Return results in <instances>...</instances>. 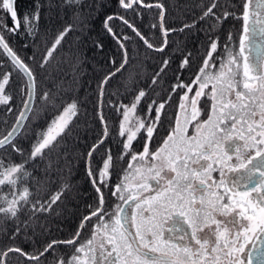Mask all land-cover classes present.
<instances>
[{"label":"snow or ice","instance_id":"1","mask_svg":"<svg viewBox=\"0 0 264 264\" xmlns=\"http://www.w3.org/2000/svg\"><path fill=\"white\" fill-rule=\"evenodd\" d=\"M16 3L0 0V112L15 120H0V194L7 183L11 195L0 199V232L11 241L3 256L18 253L25 264H46L49 257L51 264H253V251L245 252L251 246L256 264H264V0H193L194 18L181 15L177 25L169 24L164 0H117L119 11L102 20L118 47L95 83L94 117L101 135L79 157L72 154L83 160L95 197L66 239L45 238L32 251L23 245L36 238L33 222L50 232L40 217L59 215L74 187V165L60 149L83 126L80 113L88 98L68 93L82 86L81 45L104 0H63L75 8L71 22L62 20L44 32L39 0L35 12L23 17ZM141 9L149 11L158 42L128 18L142 15ZM230 19L234 23L222 40L219 32ZM194 31L205 34L196 53L177 40L174 54L165 55L173 34ZM21 32L33 41L27 56L11 44ZM70 37L74 47L66 52ZM139 42L146 46L143 53ZM91 45L103 50L98 40ZM141 56L156 62L147 78ZM65 58L75 63L72 80L62 88L53 68L59 74ZM13 77L19 81L18 97L6 88ZM138 108L133 120L129 114ZM112 114L120 117L115 133ZM42 119L44 128L31 140L33 124ZM113 134L119 138L115 152L103 151ZM54 153L55 178L50 164L39 180L34 171ZM8 223L14 226L10 233ZM62 248L71 255L56 256Z\"/></svg>","mask_w":264,"mask_h":264},{"label":"trees","instance_id":"2","mask_svg":"<svg viewBox=\"0 0 264 264\" xmlns=\"http://www.w3.org/2000/svg\"><path fill=\"white\" fill-rule=\"evenodd\" d=\"M164 2L168 5V14H169V24L177 25L182 23L181 15H183V19L192 20L194 18L193 13L197 10L192 7L193 0H164ZM41 5L40 10V20H39V29L41 32H44L48 29H55L62 20H68L71 22L73 14L75 12V8L66 7L63 3V0H39ZM35 4L36 0H17L16 8L18 12L23 15L28 14L32 15L35 12ZM83 11H87V8H83ZM119 11L117 0H104V7L99 10L98 16L91 21V29L88 35L83 39V44L81 47L83 48V60L80 65L82 69L79 79L81 81L82 86H74L73 92L68 93L69 97L73 94L79 96L81 99L87 97L88 102L82 105L83 111L80 113V123L83 125L79 130L76 131V134L73 138H69L67 140V148L62 147L60 152L63 154L65 151L69 153L67 156L68 160H71L73 167V176L72 183L74 185L73 190L68 194L67 204L61 205L59 209L60 214L57 215L53 213L51 216H42L40 217V225H47V228H50V232L42 227H37L36 222H33L32 227L36 228V238L35 240H27L23 245L29 251L34 250L37 246V243L43 241L45 238L48 240L51 239H66L71 232H73L77 226V223L80 218V214L84 211V206L87 203H91L95 197L94 191L89 183L86 174L83 160H77L73 158L72 154H75V157H79L81 152H84L96 139L101 135V125L98 122V119L94 117V105L96 103V92H95V83L99 76L98 73H102L107 66V58L109 56L115 55L117 53V45L112 37L107 34L102 28V20L105 15L114 13ZM142 15H134L130 14L128 18L132 20L139 29L144 32L146 35L149 33L156 32L158 36V30L152 29L150 24L153 22L152 17L149 14L148 10L141 9ZM156 22L158 23V17H156ZM10 23V21H9ZM234 23L231 19L227 21L222 30L219 32L221 39L225 38V32L229 30L230 26ZM117 31H119V21H117ZM124 31L133 36L130 30L127 28ZM75 35H79V33H75ZM149 36V35H148ZM205 34L204 32H192L187 35L184 34H173L172 41L173 43L170 45L168 52L165 55H173L171 49L175 47L176 41H182L183 45L187 47V49L191 50L193 53H196L199 49L201 43L204 41ZM150 39L155 41V37L153 34L149 36ZM39 39V36L37 37ZM135 39V38H134ZM98 40L103 44V50L98 51L95 47L91 45V41ZM32 38L27 36L25 33L21 32L18 36L12 38L11 44L12 46L21 53V55H30L32 52ZM140 44V52L143 53L145 51L146 46L139 42ZM69 45H73V41L71 37L69 38L68 44L65 45V51H68ZM131 45V44H130ZM27 46V47H26ZM74 47V45H73ZM130 48V47H129ZM131 50V48H130ZM149 51V50H148ZM150 55H159L154 54L149 51ZM66 62L61 65L62 71L57 74V70L55 67L53 68V76L55 78L56 84H61L63 81L62 88H66L68 86V81L72 80L73 71L71 65L75 63V58L71 60L65 58ZM140 63L142 65L141 71L144 73L145 78L151 76L153 68L155 66V61L152 59H144L143 56L140 58ZM176 69V64H173V69ZM65 73L67 75H65ZM171 75V71H170ZM144 82L143 79L139 80V83L142 84ZM18 84L19 81L13 77L11 81V85L6 86L9 89V92L14 97H18ZM49 88H54V84L49 82ZM116 85L114 84L110 89V93L115 91ZM122 89V85H121ZM115 99V97H113ZM70 102V99H69ZM105 113H107V109H104ZM18 114V113H17ZM92 114V115H89ZM31 115V114H29ZM7 118L9 122L13 124L14 118L10 116V114H5L0 112V120ZM111 120L113 122V133H115V114L111 115ZM27 123V121H26ZM89 124L91 126H89ZM45 126V121L42 119L35 124H33V135L30 137L31 140L35 139V131L37 129H42ZM10 129V128H9ZM8 129V130H9ZM3 131V129H0ZM2 138V136H0ZM118 136L115 134L106 138L105 145L103 146V151L112 150L115 152L116 150V141L118 140ZM25 149L29 148V143L27 141L24 142ZM14 158L19 162L20 157L19 154H13ZM65 157L61 155L59 160V165L63 166V161ZM97 163L100 162L99 155L97 156ZM51 164L50 171L53 173V178H55V169L57 167V160L55 153L52 156L51 161L45 158L42 162H39L38 169L34 171V176L39 180L43 181L45 177L44 169L49 168ZM11 160H8V163L5 165L10 166ZM78 165V166H77ZM29 169L33 168L31 163L27 166ZM1 171V170H0ZM65 174H67L65 172ZM30 191H35L36 184L35 182H30ZM4 193L0 194V199L7 200L11 199V195L9 194L10 186L6 183L4 186ZM7 205L6 203L3 205ZM26 219V217L21 214V220ZM16 223H20L18 220ZM4 227L3 221H0V229ZM13 224L8 223L7 232L13 231ZM41 232H44L41 235ZM25 237H21V240H24ZM11 246V241L6 234L0 232V259H2L3 252L7 250V248ZM61 253L67 258L71 255V253L67 249H60L55 254L59 256ZM6 264H25V258L19 256L18 253H9L8 257H5ZM52 258L49 257L46 264H51Z\"/></svg>","mask_w":264,"mask_h":264},{"label":"rangeland","instance_id":"3","mask_svg":"<svg viewBox=\"0 0 264 264\" xmlns=\"http://www.w3.org/2000/svg\"><path fill=\"white\" fill-rule=\"evenodd\" d=\"M0 19H2V17H0ZM156 19V18H155ZM153 33H156V32H153ZM153 33H149L148 35L149 36H151ZM198 33H201V32H198ZM129 47L131 48L132 46L131 45H129ZM150 51V50H149ZM233 99H234V96L232 97ZM2 114H3V112H2ZM140 114V112H139V108H138V110H137V112L136 113H130L129 115H130V117H132L133 118V120L136 118V116L137 115H139ZM181 115H182V113H181ZM120 119V117H117V116H115V120H114V124H115V126H116V122L118 121ZM257 119H258V117H257ZM2 171V170H1ZM171 175V174H170ZM0 178H2V176H0ZM7 205H5V207H6Z\"/></svg>","mask_w":264,"mask_h":264},{"label":"flooded vegetation","instance_id":"4","mask_svg":"<svg viewBox=\"0 0 264 264\" xmlns=\"http://www.w3.org/2000/svg\"><path fill=\"white\" fill-rule=\"evenodd\" d=\"M196 206H199V205H196ZM219 219H224V218L223 217H219ZM254 242L256 243L257 247H260V241L257 240V241H254ZM249 250L253 251V264H256L255 249H252L251 246H249V248L246 249L245 252H247Z\"/></svg>","mask_w":264,"mask_h":264},{"label":"bare ground","instance_id":"5","mask_svg":"<svg viewBox=\"0 0 264 264\" xmlns=\"http://www.w3.org/2000/svg\"><path fill=\"white\" fill-rule=\"evenodd\" d=\"M25 123H26V121H25ZM5 257L4 256H2V259H4Z\"/></svg>","mask_w":264,"mask_h":264},{"label":"water","instance_id":"6","mask_svg":"<svg viewBox=\"0 0 264 264\" xmlns=\"http://www.w3.org/2000/svg\"><path fill=\"white\" fill-rule=\"evenodd\" d=\"M15 123V120H14V122H13V124ZM9 130H11V129H9Z\"/></svg>","mask_w":264,"mask_h":264}]
</instances>
